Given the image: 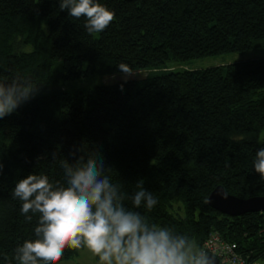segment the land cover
Segmentation results:
<instances>
[{
	"label": "trees",
	"instance_id": "obj_1",
	"mask_svg": "<svg viewBox=\"0 0 264 264\" xmlns=\"http://www.w3.org/2000/svg\"><path fill=\"white\" fill-rule=\"evenodd\" d=\"M98 2L114 20L91 34L59 0H0V85L111 75L120 63L157 72L170 60L264 48V0ZM263 130L264 56L22 99L0 118V264H21L24 241L42 238L41 213L21 212L16 183L35 174L64 189L88 160L115 189L113 204L142 229L166 232L181 254L216 231L253 263L264 257V212L229 216L207 197L217 185L240 198L264 195L253 168ZM141 187L152 208L133 203ZM79 248L66 246L57 264Z\"/></svg>",
	"mask_w": 264,
	"mask_h": 264
},
{
	"label": "clouds",
	"instance_id": "obj_2",
	"mask_svg": "<svg viewBox=\"0 0 264 264\" xmlns=\"http://www.w3.org/2000/svg\"><path fill=\"white\" fill-rule=\"evenodd\" d=\"M59 7L76 19L83 16L84 27L91 34L103 32L114 20V13L98 0H59ZM118 69L124 77L134 74L126 63L118 64ZM30 94L28 87L17 90L0 85V118ZM253 168L264 178V147L257 149ZM99 176L96 161L88 160L71 174L64 189L53 190L46 176L35 174L16 183L13 195L23 201L21 212L41 213L35 232L42 238L24 241L19 248L21 264H36L38 259L57 264L66 246L79 248L82 241L105 264H185L180 245L164 231L142 229L136 215L113 204L115 189L106 177ZM140 184L138 181L137 186ZM142 199L148 208L156 204L152 194L141 187L133 203L139 206Z\"/></svg>",
	"mask_w": 264,
	"mask_h": 264
},
{
	"label": "rangeland",
	"instance_id": "obj_3",
	"mask_svg": "<svg viewBox=\"0 0 264 264\" xmlns=\"http://www.w3.org/2000/svg\"><path fill=\"white\" fill-rule=\"evenodd\" d=\"M29 47H26V50H29ZM264 56V48H253L247 49L237 52H229V53H221L210 55L202 58H195L189 60H170L167 61L162 67L158 68L156 71L159 72L162 69H201L210 66L223 65L228 63H233L237 61L254 59L258 57ZM134 74L128 77H124L120 72L111 74V75H97L90 77H82L77 79H68L62 80L58 84H46L39 86H28L31 89V94L28 97L51 94L56 92L57 89H65L68 91L73 90H84L88 88H92L96 85L100 84H113L119 81H125L130 79L141 78L148 73H157L150 69H140L133 70ZM17 89V90H22ZM27 97V98H28ZM264 141V130L260 133L259 142ZM194 248V243H191L190 246L182 253L185 260L192 252ZM60 264H105L99 258V256L95 255L85 244L80 247L75 254L70 256L69 258L62 260ZM115 264V261H113ZM251 264H264V257H259L253 261Z\"/></svg>",
	"mask_w": 264,
	"mask_h": 264
},
{
	"label": "water",
	"instance_id": "obj_4",
	"mask_svg": "<svg viewBox=\"0 0 264 264\" xmlns=\"http://www.w3.org/2000/svg\"><path fill=\"white\" fill-rule=\"evenodd\" d=\"M207 202L215 210L229 216H238L246 212H264V195L240 198L228 193L222 185L212 189ZM206 262L217 264L218 260L212 255H207Z\"/></svg>",
	"mask_w": 264,
	"mask_h": 264
},
{
	"label": "built area",
	"instance_id": "obj_5",
	"mask_svg": "<svg viewBox=\"0 0 264 264\" xmlns=\"http://www.w3.org/2000/svg\"><path fill=\"white\" fill-rule=\"evenodd\" d=\"M207 255L216 257L217 264H251L237 251L235 243L224 240L216 231L207 236L187 264H207Z\"/></svg>",
	"mask_w": 264,
	"mask_h": 264
},
{
	"label": "crops",
	"instance_id": "obj_6",
	"mask_svg": "<svg viewBox=\"0 0 264 264\" xmlns=\"http://www.w3.org/2000/svg\"><path fill=\"white\" fill-rule=\"evenodd\" d=\"M194 251H195V247L193 248V250H192V252L189 254V256L186 258V260H185V264L188 263V261L190 260L191 256L193 255Z\"/></svg>",
	"mask_w": 264,
	"mask_h": 264
}]
</instances>
